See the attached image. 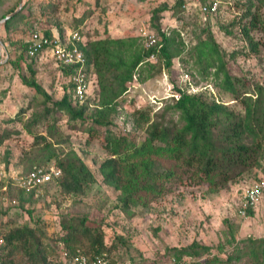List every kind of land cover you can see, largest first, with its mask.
I'll list each match as a JSON object with an SVG mask.
<instances>
[{"label": "trees", "instance_id": "16d2710c", "mask_svg": "<svg viewBox=\"0 0 264 264\" xmlns=\"http://www.w3.org/2000/svg\"><path fill=\"white\" fill-rule=\"evenodd\" d=\"M199 1L201 12L203 7L211 3V0ZM232 1L234 6L243 8L242 14L230 24L231 28L238 29L241 40L246 43L242 56L261 58L264 40H257L253 33L256 30L264 33V0ZM25 5L6 22L3 26L5 31L8 32L13 24L29 19L30 15L24 14L28 8ZM229 5L231 0H225L216 12L202 13L215 16ZM183 8L184 0H176L173 6L164 2L152 9L148 22L142 23L157 37L156 44L150 48L145 46L144 39L139 36L119 39L105 36L89 40L75 31L82 38V41H74L73 44L84 56L83 69L95 77L98 92L94 98L86 96L83 101H79L73 97L70 75L72 68H79V65L68 67L57 62L61 75L68 78V88H64L59 101H52L50 95L36 82V73L30 66H27L29 77L20 74L22 84L43 98L45 108L44 115L35 116L30 122L22 118L23 110L8 121L21 124L22 129L33 138L32 146L38 149L27 157V169L19 175L28 174L35 168L48 170L51 165L61 172L59 177L52 178L42 186L43 194L37 198L33 193L17 187L15 181L11 182L14 194H10V197L17 199L21 208L41 200L51 190H58L62 196H80L85 187L95 181L93 173L76 152L65 151L58 143L33 133L34 125L53 113H62L71 122L90 121L96 129H103L102 148L109 156L100 164L98 171L104 185L119 193L118 202L125 212L132 207H147L163 197L167 192L166 185L182 179L185 174H190L189 177H193L197 183H205L217 191L227 187L256 163L257 155L264 151V81L252 77L249 82L254 85V95L249 96L242 91L240 79L232 76L228 67L229 60L238 57V52L228 54L209 24L200 28L199 33L193 32L189 45L182 38L183 31L163 29L161 21L164 13L170 12L172 17L177 18ZM85 19L83 15L78 18V22L82 24ZM220 28V33L232 39L230 28ZM34 29L37 27L33 26L31 30ZM43 32L46 36L52 34L50 30ZM58 35L62 40L69 38L62 31ZM24 49L25 58L33 60L27 56L25 44ZM183 50L187 59H179L180 63H185L193 76L198 77L194 86L204 87L198 92H190V82L181 84L176 80L179 72L174 69V62L181 57ZM152 56L156 58L155 61L151 60ZM163 74L167 75L172 86L171 103L164 111L177 113L178 120L151 122L146 128V137L139 143L132 140L129 134H115L111 129L113 118L125 102L131 86L137 81L143 84L155 80ZM207 81L221 92L231 95L234 101H239L243 115L235 114L226 104L217 101L207 91V87L211 86ZM239 85L240 88H237ZM148 112L136 111L140 120L144 121L148 120ZM49 127L51 137H54L57 132L53 125ZM92 129L89 130L91 133L95 131ZM12 134L13 131L4 130L0 135V145ZM41 139H44V143ZM247 139L249 142H246ZM5 155V166H8L9 152ZM24 162L22 159L18 164ZM26 211L32 217V210ZM253 215L254 211L248 212V217ZM58 224L62 234L57 233L53 237H49L38 226L33 228L27 223L0 232L1 264H17L19 256L22 257V264H51L49 257H53V260L59 258L57 264H65L77 254L105 256L107 264H117L113 254L122 238L118 236L107 245L101 222L90 221L86 216L73 218L66 215ZM225 225L227 245H231L232 249L230 253L221 245L217 248L218 254L211 255L210 247L193 241L190 245L172 249L175 261L172 264H234L243 260L247 264H264V236H248L237 240L231 224L226 221ZM46 237L61 245L60 256L49 250V243L44 241ZM220 254L226 256L225 260L219 258Z\"/></svg>", "mask_w": 264, "mask_h": 264}, {"label": "rangeland", "instance_id": "374dc122", "mask_svg": "<svg viewBox=\"0 0 264 264\" xmlns=\"http://www.w3.org/2000/svg\"><path fill=\"white\" fill-rule=\"evenodd\" d=\"M175 1L23 0L22 8L27 4L24 14L30 15L29 19L13 24L8 32L3 26L0 28L3 43V49H0V135L4 130L14 132L0 145V232L27 223L33 228L38 226L49 237H53L57 233L62 234L58 223L63 216H86L90 221L101 222L107 245L118 236L122 238L113 254L117 264H172V249L190 245L193 241L210 247L211 255L218 254L217 248L221 245L230 253L231 245H227L225 238L226 221L234 228L237 240L248 236H264V199L255 208L253 216L242 218L238 214L244 189L258 175L263 151L257 155V161L251 168L243 171L224 189L215 191L205 183H197L193 177H189L190 174H185L182 179L166 185L167 192L163 197L147 207H132L125 212L118 202L119 193L104 185L98 171L100 164L109 156L102 148L103 129H96L90 121L71 122L62 113H53L47 119L39 121L34 125L33 133L40 134L52 143H58L65 151L76 152L93 173L95 181L87 185L80 196H62L58 190H51L41 200L23 208L19 206L17 199L10 197V194H14L11 182H14L13 179L21 171L27 169V157L35 154L38 149L32 146L33 138L22 129L21 124H11L8 121L23 110L22 118L30 122L35 116L44 115L45 108L43 98L22 84L20 74L29 77L27 66H30L36 73V82L50 95L52 101H59L64 88H68V78L61 75L60 65L49 53L41 54L33 60L25 58L24 44L33 26L41 31L53 30L55 34L62 31L66 36L78 31L89 40L103 36L107 30L113 31L114 37L137 36L138 26L148 22L153 8L164 2L173 6ZM19 2L20 0H0V20L10 14L12 9L16 10ZM199 2L184 0L185 8L177 17L180 20L172 17L170 12L164 13L162 28L183 31L182 38L188 44L194 31L199 33L200 28L209 24L228 54L238 52V57L229 60L230 73L240 79L243 92H247L249 96L254 95V85L249 79L253 77L257 81H264V52L261 58L242 56L246 43L241 40L238 29L231 28L230 24L242 14L243 8L234 6L231 0V5L226 9L215 16H207L200 11ZM87 8L90 9L86 10ZM83 15L86 19L81 24L78 18ZM220 27L230 28L232 39L220 33ZM253 36L257 40H264V33L260 30H256ZM180 56L174 62V69L179 72L176 80L181 84L190 82V92L202 90V85L197 88L194 86L198 77L193 76L185 63H180L179 59H187L185 50ZM185 74L188 79L183 81ZM208 82L210 83H206ZM210 84L207 91L217 101L226 104L235 114L243 115L239 101H234L231 95L221 92L213 83ZM97 92V87L92 84L88 96L94 98ZM171 94L172 86L165 74L143 84L137 81L131 86L125 102L113 118L112 131L118 135L129 134L132 140L139 143L146 137V128L151 122L177 121V113L164 111L171 103ZM145 110L149 111L148 120H140L136 111ZM51 125L57 132L54 137L50 134ZM90 128L95 131L91 133ZM44 139H41L42 143ZM262 146L264 148V140ZM6 152H9L8 166H5ZM22 159L25 162L18 164ZM26 210H32V217H29ZM37 233L40 234L38 231ZM44 241L49 243V250H53L58 256L62 254L61 245L51 242L47 237ZM219 256L222 260L226 258L225 255ZM21 258L19 256L17 264H22ZM53 259L49 257L48 260L51 264H57L59 258ZM234 264L247 263L243 260Z\"/></svg>", "mask_w": 264, "mask_h": 264}, {"label": "built area", "instance_id": "2783aa9c", "mask_svg": "<svg viewBox=\"0 0 264 264\" xmlns=\"http://www.w3.org/2000/svg\"><path fill=\"white\" fill-rule=\"evenodd\" d=\"M222 3H225V0H211V3L207 7L202 8V12L214 13ZM137 35L144 39L147 48H150L157 42L155 33L147 30L142 24L138 28ZM74 41H82L78 32H73L67 40H62L58 34L52 33L50 36H46L43 31L34 29L28 34L25 41L26 54L29 58L34 59L41 54L49 53L58 63L65 66L72 67L79 65V68H72L73 72L70 75V80L73 84L72 92L74 99L83 101L88 96L89 88L92 86V75L87 74L83 69L85 59L82 52L73 44ZM153 59L154 57L152 56L151 60ZM183 78L185 79L183 81H186L188 75L185 74ZM261 158L260 169L256 179L244 189L240 199L238 214L242 218H248V212L255 211V208L264 199V151ZM60 175V170L51 165L48 170L35 168L28 174L19 175L13 180L17 187L24 189L27 193H33L37 198L43 194L42 186L50 182L52 178L59 177ZM172 262L174 263L175 261L172 260ZM107 263L108 261L105 256L95 255L90 257L77 254L70 262L65 264Z\"/></svg>", "mask_w": 264, "mask_h": 264}, {"label": "water", "instance_id": "95a60500", "mask_svg": "<svg viewBox=\"0 0 264 264\" xmlns=\"http://www.w3.org/2000/svg\"><path fill=\"white\" fill-rule=\"evenodd\" d=\"M22 7H23V0H20L19 5H18V7L16 8V10H14V12H12V13L6 15L4 18H2V19L0 20V28H1L2 26H4V25L6 24V22H7L9 19H11L14 15H16V14L22 9ZM0 49H3V43H2V41H1V39H0ZM0 64H1V63H0Z\"/></svg>", "mask_w": 264, "mask_h": 264}, {"label": "crops", "instance_id": "0c3cea01", "mask_svg": "<svg viewBox=\"0 0 264 264\" xmlns=\"http://www.w3.org/2000/svg\"><path fill=\"white\" fill-rule=\"evenodd\" d=\"M90 8H87L86 10H89ZM53 34H55L54 33V31L52 30L51 31ZM112 33H113V31H111V30H107L105 33H103V36H100L99 38H104L105 36H109L110 38H113V39H119V38H127V36L126 37H121V36H117V37H114V36H112ZM134 36V35H133ZM133 36H130V37H133ZM138 36V35H137ZM129 37V36H128ZM98 39V38H97ZM92 84L94 85L95 84V77L94 76H92Z\"/></svg>", "mask_w": 264, "mask_h": 264}]
</instances>
